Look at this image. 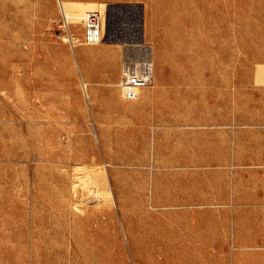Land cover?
I'll use <instances>...</instances> for the list:
<instances>
[{"label":"rangeland","instance_id":"1","mask_svg":"<svg viewBox=\"0 0 264 264\" xmlns=\"http://www.w3.org/2000/svg\"><path fill=\"white\" fill-rule=\"evenodd\" d=\"M113 6L154 48L134 98L118 43L54 22ZM103 172L113 202L80 180ZM175 242L162 264H264V0H0V264H158Z\"/></svg>","mask_w":264,"mask_h":264},{"label":"built area","instance_id":"2","mask_svg":"<svg viewBox=\"0 0 264 264\" xmlns=\"http://www.w3.org/2000/svg\"><path fill=\"white\" fill-rule=\"evenodd\" d=\"M112 8L86 11L82 20L84 25L82 37L71 30V22L63 11L54 22L73 48L78 43L90 45L103 42L118 43L122 48L119 84L124 89L126 97L134 98L137 91L150 87L154 82V48L143 34L141 18L137 23L123 19L108 28L110 11L112 13L127 7L113 6Z\"/></svg>","mask_w":264,"mask_h":264},{"label":"crops","instance_id":"3","mask_svg":"<svg viewBox=\"0 0 264 264\" xmlns=\"http://www.w3.org/2000/svg\"><path fill=\"white\" fill-rule=\"evenodd\" d=\"M85 44V43H84ZM101 44V43H100ZM87 45H90V44H87ZM96 45H98V44H96ZM89 51H90V49H87L86 47H81V48H79L78 49V55H79V57H80V61H81V63H84L83 65H84V68H85V70L86 71H88V69H87V67H86V61H87V56H88V54H89ZM119 75H120V63L118 62V64H117V66H116V68H115V71L113 72V75H112V77L113 78H116V77H119ZM107 76L106 75H104V73L101 71V73H100V80H102V81H107ZM89 79H91V78H89ZM91 81V80H90ZM94 90V89H93ZM85 92V94H86V98L90 101V99H91V93L89 92V93H87L86 91H84ZM105 174V172H103L99 177H96L95 175H89L87 178H85V177H82L80 180L82 181H84L83 183V185H85V183L87 184V183H93V182H96V180H98L97 181V185H98V189H96L97 191H99L101 194H103V195H105L106 196V198L107 199H109L108 201H111L112 199H111V197L113 196L114 197V191H113V195L111 196H107L106 194H107V192H106V190L104 189V187L103 186H101V185H103V183H102V180L104 179V178H106V180H108L109 181V179H108V174L106 173V175H104ZM104 177V178H103ZM101 182H100V181ZM79 181V179H75V182L77 183ZM105 181V180H104ZM75 183V186L74 187H76V184ZM85 188V189H84ZM83 189H84V192H83V195H86V192H88L87 193V195H89V196H91V192H90V190L89 189H87L86 187H84ZM75 190H77V192H76V194H78V189L77 188H74ZM112 189H113V187H112ZM75 190H74V192H75ZM75 194V195H76ZM190 244V243H189ZM186 246L187 245V243H179V242H175V243H171V248L173 249V250H170L169 248V252H167V255L164 257L165 259H172V255L174 254V248H175V246H177V248H178V246L180 247V246ZM183 246V247H184ZM201 247V246H200ZM182 250H184V249H182Z\"/></svg>","mask_w":264,"mask_h":264},{"label":"bare ground","instance_id":"4","mask_svg":"<svg viewBox=\"0 0 264 264\" xmlns=\"http://www.w3.org/2000/svg\"><path fill=\"white\" fill-rule=\"evenodd\" d=\"M62 11L67 15V17H68V19H69V21L70 22H72V23H77V22H82V20H83V16H84V10L82 9V10H74V11H66V10H64V9H62ZM80 25V24H79ZM65 39V38H64ZM74 50V49H73ZM75 53V52H74ZM81 71H82V69H81ZM80 71V72H81ZM84 74V73H83ZM81 77H82V81H83V86H84V89H85V91L87 92V93H89V87H88V81H86V80H84V77H83V75L81 74ZM87 77V76H86ZM86 79V78H85ZM92 89V88H91ZM104 175H106V172H105V174ZM107 176V175H106ZM104 178V177H103ZM78 179V178H77ZM105 180V181H104ZM97 181L98 180H96V184H97ZM100 181V180H99ZM101 182V181H100ZM76 183V182H75ZM102 183H103V185H101V186H103L104 187V189L106 190V192H107V194H109V195H113V189H112V185H111V183H110V181H108V180H106V178H104L103 180H102ZM75 186V185H74ZM84 188V187H83ZM82 188V189H83ZM85 189V188H84ZM84 189H83V192H84ZM88 189V188H87ZM75 190V189H74ZM76 192H77V190H75ZM79 191V190H78ZM95 191L96 190H93V192L90 190V192L92 193V194H94L95 193ZM88 192H86V194H87ZM106 194V195H107ZM83 195V194H82ZM90 195V194H89ZM89 195H87L88 197H89ZM96 195V194H95ZM109 195H107V196H109ZM111 201L113 202V199H114V197L112 196L111 197ZM109 200V199H108ZM78 207V206H77ZM79 209V208H78ZM161 251V253H163V256H162V258L160 259V261H159V263L158 264H162L163 262H164V260H165V256L167 255V252H169V249L168 248H166V251H163L162 252V249L160 250ZM159 257V256H158ZM165 262H168V260H165Z\"/></svg>","mask_w":264,"mask_h":264}]
</instances>
